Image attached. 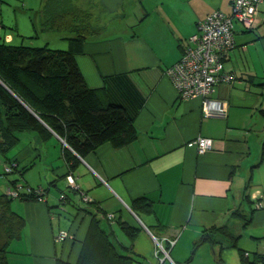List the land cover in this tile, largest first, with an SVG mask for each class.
<instances>
[{"label": "crops", "instance_id": "0c3cea01", "mask_svg": "<svg viewBox=\"0 0 264 264\" xmlns=\"http://www.w3.org/2000/svg\"><path fill=\"white\" fill-rule=\"evenodd\" d=\"M43 1L0 0V41L19 44L34 37ZM138 4L140 13L133 22L123 23V31L105 26L75 55L88 86L104 88L111 101L122 104L133 117L137 135L120 147L105 141L80 158L73 173L80 190L69 192L72 201L73 194L83 200L86 195L108 213L141 226L131 242L112 222L118 242L132 246L138 259L132 264H219L218 243L196 242L205 228L222 224L240 235L235 246L219 250L224 264H243L242 251L248 252V260L262 264L264 208H257L256 201L264 200V0L254 28L235 23V44L224 67L236 79L218 83L210 94L224 103L225 116H204L201 96L180 98L165 70L180 58L198 21L215 9L229 13L232 0ZM67 45L64 41L57 47ZM27 134L18 133L15 151L7 156L18 164L16 176L9 179L21 177L37 186L44 185L43 176L47 195L45 202L18 199L14 204L12 199V210L24 217L25 224L9 244L8 264H56L58 256L75 262L90 215L78 212L72 202H60L65 187L59 183L68 169L62 157L65 143L53 135L44 141V153L33 143L38 142L35 132ZM198 136L211 138L212 148L200 153L188 144ZM34 170L37 181L31 176ZM138 196L151 201V212L139 216L132 210L130 204ZM236 209L245 216L233 214ZM62 229L73 235L56 242L54 236ZM154 236L166 245L164 238L175 239L170 258L161 260Z\"/></svg>", "mask_w": 264, "mask_h": 264}, {"label": "trees", "instance_id": "16d2710c", "mask_svg": "<svg viewBox=\"0 0 264 264\" xmlns=\"http://www.w3.org/2000/svg\"><path fill=\"white\" fill-rule=\"evenodd\" d=\"M94 1L44 0L34 22L35 36L44 34V44L35 46L15 44L5 39L0 41V152L5 156L18 142L19 132H35L40 142L57 135L67 144L62 148V157L68 167L66 177L68 173H74L80 158L101 143L109 141L120 147L136 138L133 117L122 104L111 101L104 88L88 86L75 59V55L82 51L84 41L94 37L102 28L90 11ZM110 13L117 14L116 11ZM49 31L59 32V37L67 41V47L49 46L48 43L56 37L47 33ZM6 158L12 167L9 171L4 168V173L18 171L17 161ZM18 182L31 188L42 186L45 198L39 200L37 194L25 192L17 198L46 201V186H32L19 177L9 179L7 187H14ZM79 190L69 186L61 189L60 202H72L78 212H87L90 223L77 260L71 262L58 256L56 264H132L138 260L132 253V246L118 242L112 222L117 223L131 242L141 226L120 215L116 217L114 214L113 220L110 219L108 212L92 199L83 200L79 196L72 201L69 192ZM13 198L6 190L0 193V264H8L9 244L21 235L25 224L24 217L11 208ZM151 204L146 196H138L130 207L140 216L141 212L152 211ZM233 214L245 216L240 209L234 210ZM149 228L157 233L156 228ZM239 236L227 224L213 225L204 229L196 244L206 239L218 243L216 261L224 264L219 250L227 245L235 246ZM241 255L243 264H255L243 251Z\"/></svg>", "mask_w": 264, "mask_h": 264}, {"label": "built area", "instance_id": "2783aa9c", "mask_svg": "<svg viewBox=\"0 0 264 264\" xmlns=\"http://www.w3.org/2000/svg\"><path fill=\"white\" fill-rule=\"evenodd\" d=\"M262 0H232L229 13L220 9L209 12L203 19L198 21L197 30L187 37L180 58L168 66L165 70L173 81L180 98L193 96L202 97V113L204 116H225L226 107L223 102L210 98L215 86L220 82H232L236 75L225 70L224 62L229 50L235 44V23L239 22L244 28L251 29L257 24V13ZM5 38H8L6 34ZM195 145L198 152L202 153L212 148V139L198 136L188 142ZM14 165V164H13ZM12 163L5 164V170L9 171ZM69 187L79 190L75 183L72 172L65 177ZM44 189L42 186L36 188L28 187L18 182L14 187L8 186V195L18 197L20 193H34L39 200H44ZM63 196V195H61ZM84 200L89 198L84 195ZM257 208H264V200L256 201ZM113 219L114 213H108ZM69 230H60L55 236L56 242L72 237ZM156 242V253H162L163 257L170 258L169 247L174 244L175 239H167V245L154 236ZM248 252L245 253L247 255ZM174 264V262H173ZM264 264V259H262Z\"/></svg>", "mask_w": 264, "mask_h": 264}, {"label": "rangeland", "instance_id": "374dc122", "mask_svg": "<svg viewBox=\"0 0 264 264\" xmlns=\"http://www.w3.org/2000/svg\"><path fill=\"white\" fill-rule=\"evenodd\" d=\"M94 2H95V5L91 8L90 11L93 15L94 20H97L98 23L100 25H102L101 30L95 36H98L104 32V29H106V28H103V26H105V25L107 27L111 26V28H113L112 30L114 32L123 31V28H122V26L124 25L123 23H125V21H130V22L132 21L133 22L135 20L136 14L140 13V7L138 4V0H123L122 3L119 5L118 9L116 10L117 14L108 12L104 8V6L99 2V0H95ZM13 20L14 19L12 17L10 19V21L13 22ZM28 21H30V20L28 19ZM8 30H10V29H8ZM47 33H49L50 35H56L55 39H53L55 41L52 40L49 43L50 46H52V47H57L58 44H62V43L64 44V41H66L65 39L59 37L60 36L59 32L49 31ZM25 42H27L26 44H33L35 46H39V44H44L45 43L44 34H42V35L40 34L39 36H34L32 38H26ZM30 132L33 133L32 131H24V132H19V133L20 134L24 133V136H25V134L28 135L27 133H30ZM23 139L25 140L26 138L24 137ZM33 143H34V145L38 146L40 151L42 150L45 153V148L47 147L44 144L45 142L38 141L36 143V141H33ZM13 151H15L14 147H12L8 151L6 157L11 156ZM5 160H6L5 155L0 152V193L4 192L7 189V182L9 180V178L16 176V172H14V171L11 173H8V174L4 173L5 164L9 163V162H4ZM31 176H32V179L34 181L38 180V174L36 173V170L31 172ZM41 181L43 182L44 186L47 184V182L43 176L41 178ZM66 185L67 184H66L65 180H62L59 183L60 187H67ZM51 190H53V189H51ZM73 195L75 196V198H78L76 194H73ZM18 199L19 198H17V197L13 198V203L15 204V201H18ZM61 218H64V217L61 216Z\"/></svg>", "mask_w": 264, "mask_h": 264}, {"label": "water", "instance_id": "95a60500", "mask_svg": "<svg viewBox=\"0 0 264 264\" xmlns=\"http://www.w3.org/2000/svg\"><path fill=\"white\" fill-rule=\"evenodd\" d=\"M109 12H115L123 0H100ZM65 144L66 142L61 139ZM67 145V144H66Z\"/></svg>", "mask_w": 264, "mask_h": 264}]
</instances>
